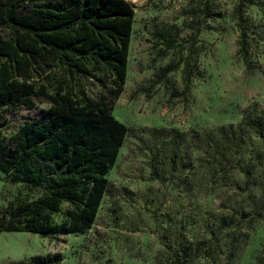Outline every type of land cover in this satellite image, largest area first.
I'll return each mask as SVG.
<instances>
[{
	"label": "rangeland",
	"instance_id": "rangeland-1",
	"mask_svg": "<svg viewBox=\"0 0 264 264\" xmlns=\"http://www.w3.org/2000/svg\"><path fill=\"white\" fill-rule=\"evenodd\" d=\"M126 1L135 17L122 93L111 92L107 70L72 82L127 129L95 223L83 234L0 233V264H264L255 186L237 188L235 166L213 170L204 154L211 131L264 112V0ZM241 39L255 70L242 60ZM51 105L33 95L4 114L7 141L49 121ZM44 193L0 172V213Z\"/></svg>",
	"mask_w": 264,
	"mask_h": 264
},
{
	"label": "trees",
	"instance_id": "trees-1",
	"mask_svg": "<svg viewBox=\"0 0 264 264\" xmlns=\"http://www.w3.org/2000/svg\"><path fill=\"white\" fill-rule=\"evenodd\" d=\"M134 17L126 0H0V172L10 183L45 191L35 201L9 204L0 213V233L83 234L92 228L127 129L104 101L75 91L72 82L107 70L111 92L122 93ZM240 47L245 66L257 69L244 39ZM33 95L51 101L52 118L23 125L8 142L4 114ZM210 136L204 154L211 168L232 163L235 186L254 185L264 210V112ZM178 157V148L171 149L170 158ZM163 172L160 163L152 166L154 180ZM65 204V219L56 223Z\"/></svg>",
	"mask_w": 264,
	"mask_h": 264
}]
</instances>
